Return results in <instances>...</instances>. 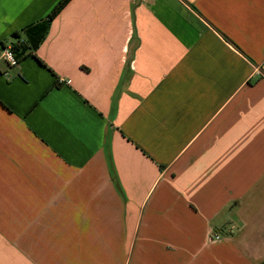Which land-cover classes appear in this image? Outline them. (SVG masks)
Returning <instances> with one entry per match:
<instances>
[{
	"label": "crops",
	"instance_id": "1",
	"mask_svg": "<svg viewBox=\"0 0 264 264\" xmlns=\"http://www.w3.org/2000/svg\"><path fill=\"white\" fill-rule=\"evenodd\" d=\"M59 1L0 0V264H264V0Z\"/></svg>",
	"mask_w": 264,
	"mask_h": 264
},
{
	"label": "trees",
	"instance_id": "2",
	"mask_svg": "<svg viewBox=\"0 0 264 264\" xmlns=\"http://www.w3.org/2000/svg\"><path fill=\"white\" fill-rule=\"evenodd\" d=\"M69 0H60L53 8L52 10L47 14V16L45 17L44 21L46 23V25L49 24V22L60 12V10L63 8V6L68 2ZM12 38H18V32H13L11 34ZM41 38H43L41 36ZM5 46H3L2 48H4ZM11 50L14 53V56L16 57L17 60L21 59L22 56L24 55V52L30 48H32L31 46H28L25 42L23 41H18V42H12L10 44Z\"/></svg>",
	"mask_w": 264,
	"mask_h": 264
},
{
	"label": "built area",
	"instance_id": "3",
	"mask_svg": "<svg viewBox=\"0 0 264 264\" xmlns=\"http://www.w3.org/2000/svg\"><path fill=\"white\" fill-rule=\"evenodd\" d=\"M1 55L4 58V60L9 64V65H16L18 60L16 59V57L14 56V53L11 50L10 45L5 46L4 48H2L1 50ZM232 228V227H231ZM229 229V233L232 232V229ZM228 233V234H229ZM220 235L219 234H214L212 236V239H219Z\"/></svg>",
	"mask_w": 264,
	"mask_h": 264
},
{
	"label": "rangeland",
	"instance_id": "4",
	"mask_svg": "<svg viewBox=\"0 0 264 264\" xmlns=\"http://www.w3.org/2000/svg\"><path fill=\"white\" fill-rule=\"evenodd\" d=\"M230 228H231V227H230ZM230 228H229V229H230ZM231 229L233 230V229H234V227L232 226V228H231ZM228 233H229V230H228ZM228 233H227V235H230V233H229V234H228ZM231 233H232V232H231Z\"/></svg>",
	"mask_w": 264,
	"mask_h": 264
}]
</instances>
